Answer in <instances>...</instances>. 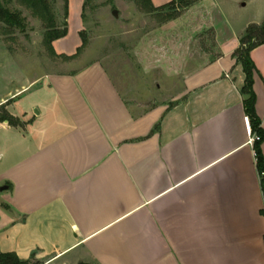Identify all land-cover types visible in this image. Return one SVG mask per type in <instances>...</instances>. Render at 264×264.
Returning <instances> with one entry per match:
<instances>
[{
    "label": "crops",
    "instance_id": "crops-1",
    "mask_svg": "<svg viewBox=\"0 0 264 264\" xmlns=\"http://www.w3.org/2000/svg\"><path fill=\"white\" fill-rule=\"evenodd\" d=\"M261 19L264 7L224 36L214 30L219 55L185 76L172 106L146 110L97 65L20 74L0 35L18 69L13 88L0 76V113L18 120L0 122V253L60 264H264L255 136L232 56ZM71 26L52 43L57 55L80 46L61 43ZM250 57L264 131V44Z\"/></svg>",
    "mask_w": 264,
    "mask_h": 264
},
{
    "label": "rangeland",
    "instance_id": "rangeland-1",
    "mask_svg": "<svg viewBox=\"0 0 264 264\" xmlns=\"http://www.w3.org/2000/svg\"><path fill=\"white\" fill-rule=\"evenodd\" d=\"M81 1L67 0L66 20L65 1H51L58 27L66 21L67 31L69 25L74 29L61 43L67 42L72 52L76 50L73 46L80 44L77 55L64 60L43 46L41 22L11 0L7 7L20 12L25 29L0 24V33H9L3 40L6 38L15 52L20 74L25 70L28 75H65L97 65L139 110L160 104L172 106L185 76L219 55L218 33L224 36L227 27L237 28L246 20H254L264 7V0H189L186 7L176 4L162 12H146L136 0H85L84 8ZM17 70L0 39V76L10 80L9 88L14 87L11 81Z\"/></svg>",
    "mask_w": 264,
    "mask_h": 264
},
{
    "label": "trees",
    "instance_id": "trees-1",
    "mask_svg": "<svg viewBox=\"0 0 264 264\" xmlns=\"http://www.w3.org/2000/svg\"><path fill=\"white\" fill-rule=\"evenodd\" d=\"M52 0H16L17 4L30 12L32 17L41 22L44 33L42 36V44L47 51L54 57L64 60L73 59L76 53L72 56L57 55L52 47L53 41L63 38L67 34V24L64 21L63 27L59 28L52 10ZM64 6V17L67 18V0ZM11 0H0V24L9 28H17L21 31L25 29L24 18L21 17L20 12L11 11L7 5ZM137 4L146 12H162L166 9H172L176 4L188 5L189 0H172L166 5L155 8L150 0H136ZM85 0L83 2L84 8ZM9 33L3 31L0 33L5 37ZM80 39L81 32L79 33ZM6 42L7 39L5 38ZM264 44V21L260 24H249L242 36L239 39V46L233 52L232 56L236 62L241 65L243 74L245 76L243 86L240 94L243 97L242 106L245 116L248 119L250 132L256 139L252 143L254 151L255 165L260 176V186L263 194V209L260 214L264 216V158L261 152V144L264 142V131L260 127V120L255 111L256 96L253 90V75L256 72L255 65L250 57V52L256 47ZM7 121L9 125L16 126L18 120L7 114V112L0 113V122ZM3 207H6L3 205ZM0 264H37L30 260L23 261L15 253H0Z\"/></svg>",
    "mask_w": 264,
    "mask_h": 264
},
{
    "label": "water",
    "instance_id": "water-1",
    "mask_svg": "<svg viewBox=\"0 0 264 264\" xmlns=\"http://www.w3.org/2000/svg\"><path fill=\"white\" fill-rule=\"evenodd\" d=\"M113 15H116L115 11L113 12ZM6 189H7L6 186H2V187H0V191L6 190Z\"/></svg>",
    "mask_w": 264,
    "mask_h": 264
},
{
    "label": "built area",
    "instance_id": "built-area-1",
    "mask_svg": "<svg viewBox=\"0 0 264 264\" xmlns=\"http://www.w3.org/2000/svg\"><path fill=\"white\" fill-rule=\"evenodd\" d=\"M256 139V136H255V138L253 139V141ZM253 143V142H252Z\"/></svg>",
    "mask_w": 264,
    "mask_h": 264
}]
</instances>
